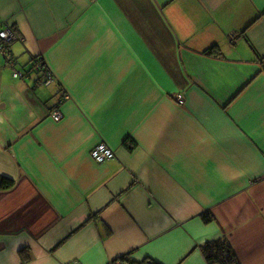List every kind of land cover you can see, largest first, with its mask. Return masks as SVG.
I'll use <instances>...</instances> for the list:
<instances>
[{
	"label": "crops",
	"instance_id": "crops-1",
	"mask_svg": "<svg viewBox=\"0 0 264 264\" xmlns=\"http://www.w3.org/2000/svg\"><path fill=\"white\" fill-rule=\"evenodd\" d=\"M5 27L0 264H264V0H0Z\"/></svg>",
	"mask_w": 264,
	"mask_h": 264
},
{
	"label": "built area",
	"instance_id": "built-area-1",
	"mask_svg": "<svg viewBox=\"0 0 264 264\" xmlns=\"http://www.w3.org/2000/svg\"><path fill=\"white\" fill-rule=\"evenodd\" d=\"M14 39H15L14 34H13L11 28L5 27V28L0 30V50L5 55L7 64L11 67H14L16 65V59L10 53L6 52L5 47L7 44L12 43ZM37 66H38L37 63L34 62L33 70L36 72L39 71ZM44 74H45L44 82L46 84H51L54 81V75L51 73V71H48L47 73H44ZM14 76L19 77V76H21V73L15 71ZM179 102L182 103V101H179ZM50 115L53 118V120H55V121H59L63 117L62 112L60 110H54L51 112ZM91 157L97 163H104L106 161H110V160L114 159L115 153L106 144H99L98 146H96L92 150ZM117 264H121V263L118 262Z\"/></svg>",
	"mask_w": 264,
	"mask_h": 264
},
{
	"label": "trees",
	"instance_id": "trees-1",
	"mask_svg": "<svg viewBox=\"0 0 264 264\" xmlns=\"http://www.w3.org/2000/svg\"><path fill=\"white\" fill-rule=\"evenodd\" d=\"M10 44H7L5 47L7 53L11 52ZM214 52H219V50L218 49L216 50V48H211L206 53L213 54ZM35 62L38 65L37 66L39 69L38 72L47 73L49 71V69L47 68V65L45 64L43 60H35ZM11 184L12 183H8V185H6L5 187H9L11 186ZM206 216L208 218V214H206ZM204 250H205L207 260L210 263L233 264L236 261V258L233 254L231 247L224 240H219V241L208 243L205 246ZM118 262H120L121 264H160L153 259H147L144 262H134L127 256L121 258L120 260L113 262V264H117Z\"/></svg>",
	"mask_w": 264,
	"mask_h": 264
}]
</instances>
